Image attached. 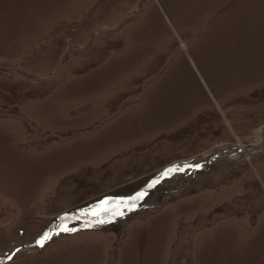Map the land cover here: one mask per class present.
Returning <instances> with one entry per match:
<instances>
[{
  "label": "rangeland",
  "instance_id": "374dc122",
  "mask_svg": "<svg viewBox=\"0 0 264 264\" xmlns=\"http://www.w3.org/2000/svg\"><path fill=\"white\" fill-rule=\"evenodd\" d=\"M0 264H264V0H0Z\"/></svg>",
  "mask_w": 264,
  "mask_h": 264
},
{
  "label": "snow or ice",
  "instance_id": "6c2138e0",
  "mask_svg": "<svg viewBox=\"0 0 264 264\" xmlns=\"http://www.w3.org/2000/svg\"><path fill=\"white\" fill-rule=\"evenodd\" d=\"M171 171H175V169H172ZM142 195L143 194H141V196ZM133 207H134V204H133ZM107 212H108V209L107 208H103L101 210H93V211H91L89 213H84L83 215L96 216L98 218L95 221V223H104L105 221L103 219H99V216L101 215V213L106 214ZM113 214L114 215H120L121 213L119 211H117V212H115ZM60 219H61L62 223L57 225V228L59 229V231H61V232L75 231V229H72V228H68L67 227V219L68 218L62 217ZM77 219H80V217L78 216ZM85 226L86 227H91V226H93V224L92 223H88ZM57 234H59V233H57ZM50 238H51V236L46 234L40 241H38L39 245L41 247H43L45 241L48 240V239H50Z\"/></svg>",
  "mask_w": 264,
  "mask_h": 264
},
{
  "label": "bare ground",
  "instance_id": "6f19581e",
  "mask_svg": "<svg viewBox=\"0 0 264 264\" xmlns=\"http://www.w3.org/2000/svg\"><path fill=\"white\" fill-rule=\"evenodd\" d=\"M244 153H245V154H248V152H247V151H244ZM233 157H236V156H233Z\"/></svg>",
  "mask_w": 264,
  "mask_h": 264
},
{
  "label": "water",
  "instance_id": "95a60500",
  "mask_svg": "<svg viewBox=\"0 0 264 264\" xmlns=\"http://www.w3.org/2000/svg\"><path fill=\"white\" fill-rule=\"evenodd\" d=\"M149 188V187H148Z\"/></svg>",
  "mask_w": 264,
  "mask_h": 264
}]
</instances>
